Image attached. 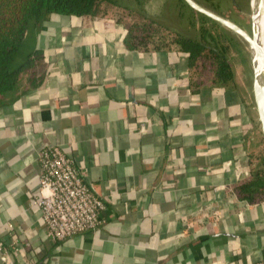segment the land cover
Instances as JSON below:
<instances>
[{
    "label": "crops",
    "instance_id": "0c3cea01",
    "mask_svg": "<svg viewBox=\"0 0 264 264\" xmlns=\"http://www.w3.org/2000/svg\"><path fill=\"white\" fill-rule=\"evenodd\" d=\"M111 15L50 13L13 68L41 49L0 105V237L16 264H251L264 259V197L243 198L262 138L254 74L201 78L177 44L127 46ZM63 148L104 198L102 222L53 242L35 200L38 155ZM0 264H5L0 258Z\"/></svg>",
    "mask_w": 264,
    "mask_h": 264
},
{
    "label": "trees",
    "instance_id": "16d2710c",
    "mask_svg": "<svg viewBox=\"0 0 264 264\" xmlns=\"http://www.w3.org/2000/svg\"><path fill=\"white\" fill-rule=\"evenodd\" d=\"M104 1L119 5L116 0H0V105L5 103L9 92L19 87L23 74L26 73L28 82L34 84L38 79L37 74L44 67V55L41 49L31 51L19 66L14 68L12 66L31 25L39 27L41 22L53 12L108 15L102 12L100 7ZM122 23L127 29L126 44L130 48L148 50L150 47H169L177 44L188 52L191 67L196 72L199 71L197 74L201 78H204L206 73H202L199 68L210 63L211 71L217 81L223 83L232 81L234 72L227 57L226 46L206 30L203 31L200 39L185 35L176 36L168 25L160 23L163 28L155 39L154 21L150 22L151 24ZM262 140L264 141V137ZM253 154L259 161L254 166L253 177L238 186L239 195L248 200L264 197V148L254 151Z\"/></svg>",
    "mask_w": 264,
    "mask_h": 264
},
{
    "label": "rangeland",
    "instance_id": "374dc122",
    "mask_svg": "<svg viewBox=\"0 0 264 264\" xmlns=\"http://www.w3.org/2000/svg\"><path fill=\"white\" fill-rule=\"evenodd\" d=\"M119 5L109 2L101 3V10L105 14L115 16L125 24H143L153 22L156 31L155 39L163 28L159 24L168 25L172 32L200 39L206 30L213 35L222 45L227 48V57L232 65L233 71L239 75L241 81H246L251 75L253 84V63L249 44L237 33L222 24L208 18L195 10L185 0H116ZM202 5L230 18L252 31L253 26V0H197ZM132 10V12H131ZM146 16V17H145ZM147 18V19H145ZM256 23V15L254 16ZM153 20V21H152ZM151 24V23H150ZM173 37V36H172ZM175 37V36H174ZM154 40V37H153ZM199 70L206 73L209 79L213 72L210 63L201 65ZM264 137V136H263ZM264 148L262 138L255 139L254 149L259 151ZM256 159V158H255ZM256 161H258L256 159ZM259 162V161H258Z\"/></svg>",
    "mask_w": 264,
    "mask_h": 264
},
{
    "label": "built area",
    "instance_id": "2783aa9c",
    "mask_svg": "<svg viewBox=\"0 0 264 264\" xmlns=\"http://www.w3.org/2000/svg\"><path fill=\"white\" fill-rule=\"evenodd\" d=\"M40 163L39 195L35 200L51 241L95 229L101 222L104 198L88 185L73 160L58 145L44 146L38 155ZM13 241L5 244L0 237V258L5 264H16ZM251 264H264V259Z\"/></svg>",
    "mask_w": 264,
    "mask_h": 264
},
{
    "label": "water",
    "instance_id": "95a60500",
    "mask_svg": "<svg viewBox=\"0 0 264 264\" xmlns=\"http://www.w3.org/2000/svg\"><path fill=\"white\" fill-rule=\"evenodd\" d=\"M187 1L195 10L204 14L208 18L222 24L223 26L229 28L233 32L237 33L241 38H243L250 47L251 58L253 63L254 76L259 77L264 83V45L259 39V27L255 23V12L253 10V26L252 31H247L244 27L239 25L237 22L231 20L230 18L202 5L197 0H185ZM254 95L257 106V111L259 119L261 121V128L264 135V112H263V101L260 100V94L258 88L254 81Z\"/></svg>",
    "mask_w": 264,
    "mask_h": 264
},
{
    "label": "bare ground",
    "instance_id": "6f19581e",
    "mask_svg": "<svg viewBox=\"0 0 264 264\" xmlns=\"http://www.w3.org/2000/svg\"><path fill=\"white\" fill-rule=\"evenodd\" d=\"M253 10L256 15V25L259 27V39L264 45V0H253ZM255 85L258 88L260 94V100L263 101V112H264V83L263 81L254 76Z\"/></svg>",
    "mask_w": 264,
    "mask_h": 264
}]
</instances>
